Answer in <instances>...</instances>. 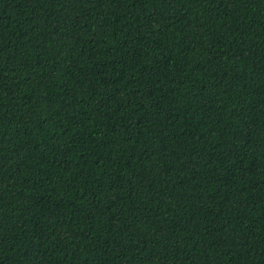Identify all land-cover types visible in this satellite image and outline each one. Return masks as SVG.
Returning a JSON list of instances; mask_svg holds the SVG:
<instances>
[{
  "label": "trees",
  "instance_id": "16d2710c",
  "mask_svg": "<svg viewBox=\"0 0 264 264\" xmlns=\"http://www.w3.org/2000/svg\"><path fill=\"white\" fill-rule=\"evenodd\" d=\"M0 264H264V0H0Z\"/></svg>",
  "mask_w": 264,
  "mask_h": 264
}]
</instances>
